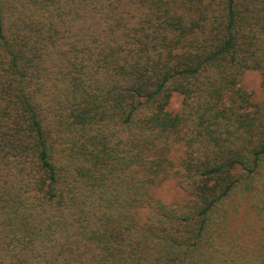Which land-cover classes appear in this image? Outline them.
<instances>
[{
  "label": "trees",
  "instance_id": "trees-1",
  "mask_svg": "<svg viewBox=\"0 0 264 264\" xmlns=\"http://www.w3.org/2000/svg\"><path fill=\"white\" fill-rule=\"evenodd\" d=\"M0 264H264V0H0Z\"/></svg>",
  "mask_w": 264,
  "mask_h": 264
},
{
  "label": "rangeland",
  "instance_id": "rangeland-1",
  "mask_svg": "<svg viewBox=\"0 0 264 264\" xmlns=\"http://www.w3.org/2000/svg\"><path fill=\"white\" fill-rule=\"evenodd\" d=\"M261 75L258 71H246L242 77V85L246 90L250 91L255 98H259L263 95L260 87ZM181 107V97L178 94H174L171 97L168 105L169 110L172 112H178ZM180 149L174 150L173 158L177 161ZM156 194L164 201L180 198L184 194L178 187L175 179L165 180L156 190Z\"/></svg>",
  "mask_w": 264,
  "mask_h": 264
}]
</instances>
